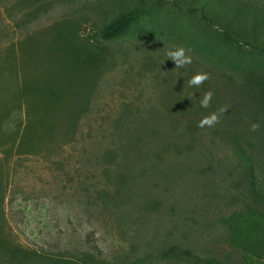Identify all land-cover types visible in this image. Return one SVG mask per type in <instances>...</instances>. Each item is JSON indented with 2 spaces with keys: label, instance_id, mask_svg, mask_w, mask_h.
<instances>
[{
  "label": "rangeland",
  "instance_id": "rangeland-1",
  "mask_svg": "<svg viewBox=\"0 0 264 264\" xmlns=\"http://www.w3.org/2000/svg\"><path fill=\"white\" fill-rule=\"evenodd\" d=\"M236 3L0 0V264H264V0Z\"/></svg>",
  "mask_w": 264,
  "mask_h": 264
},
{
  "label": "trees",
  "instance_id": "trees-1",
  "mask_svg": "<svg viewBox=\"0 0 264 264\" xmlns=\"http://www.w3.org/2000/svg\"><path fill=\"white\" fill-rule=\"evenodd\" d=\"M234 7V9L237 12H243L244 8H245V0H237V3L232 5ZM195 11H199V9H193ZM138 13L137 9H133L132 12L130 11H123L120 14L116 15L115 17H113L110 21H108L101 32V35L103 36L104 39L106 40H110L113 38H116L120 35H122L123 33L126 32L127 27H128V21L132 16H135ZM201 17L203 20L210 22L211 20L204 14H201ZM224 35L231 40L234 44L238 45L239 47H242L243 44L240 43V41L238 40V38L233 37L231 34H228L227 32L223 31ZM73 43L81 46L79 43H77L74 39H73ZM262 50L264 51V48H262ZM227 141H229V143L231 144H235V136H231L230 134L227 137ZM236 144H238L236 142ZM203 151V150H202ZM201 151V152H202ZM248 181H249V177H248ZM108 192L107 190H105L102 193H106ZM4 199V197H3ZM2 199V200H3ZM82 261L84 262V264H113V262H111L110 260H108L107 258L101 257V256H96L94 254H92L91 252H85L83 253V257H82ZM198 264V263H195Z\"/></svg>",
  "mask_w": 264,
  "mask_h": 264
},
{
  "label": "clouds",
  "instance_id": "clouds-1",
  "mask_svg": "<svg viewBox=\"0 0 264 264\" xmlns=\"http://www.w3.org/2000/svg\"><path fill=\"white\" fill-rule=\"evenodd\" d=\"M187 51L184 47H179L173 50H168L166 55L168 59L172 60L175 64V68H182L187 65H190L192 63V57L187 54ZM209 74L200 72L193 75L189 80H187L186 84L189 87H200L205 81L209 80ZM213 92L208 91L205 92L201 99H200V106L203 108H208L211 104ZM192 98V97H189ZM227 108L222 107L219 109V114L214 112L211 113L208 116H205L203 119H201L198 123V127L205 128V127H214L217 123H219L220 120V114L225 113ZM260 125L258 123H253L251 125L252 131L259 130Z\"/></svg>",
  "mask_w": 264,
  "mask_h": 264
}]
</instances>
